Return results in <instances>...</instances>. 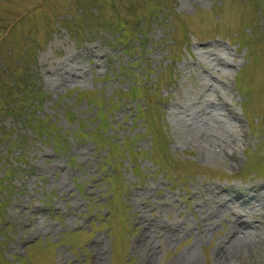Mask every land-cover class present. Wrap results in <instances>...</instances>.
<instances>
[{"label":"rangeland","instance_id":"rangeland-1","mask_svg":"<svg viewBox=\"0 0 264 264\" xmlns=\"http://www.w3.org/2000/svg\"><path fill=\"white\" fill-rule=\"evenodd\" d=\"M0 264H264V0H0Z\"/></svg>","mask_w":264,"mask_h":264},{"label":"bare ground","instance_id":"bare-ground-1","mask_svg":"<svg viewBox=\"0 0 264 264\" xmlns=\"http://www.w3.org/2000/svg\"><path fill=\"white\" fill-rule=\"evenodd\" d=\"M215 59H216V58H215ZM214 62H215V61H214ZM219 62H220V61H219ZM222 62H223V61H222ZM216 65H217V63H216ZM223 65H226V64H223ZM226 67H227V66H226ZM211 188H212V187H211ZM212 189H213V188H212ZM209 190H210V189H209ZM211 191H212V190H211ZM259 192H260V191H259ZM261 193H262V192H261ZM209 194H210V193H209ZM255 194H257V193H255ZM211 196H212V195H211ZM260 196H261V195H260ZM254 197H255V196H254ZM261 197H262V196H261ZM217 198H218V197H217ZM253 199H254V198H253ZM225 200H226V199H225ZM255 200H256V199H255ZM234 213L237 214V213H238V210H234ZM232 214H233V213H232ZM234 217H235V216H234ZM237 217H238V216H237ZM237 217H236V218H237ZM236 218H235V219H236ZM233 221H234V220H233ZM231 222H232V221H231ZM233 225H234V224H233ZM233 225H232V226H233ZM245 225H246V224H245ZM240 226H241V225H240ZM248 226H249V225H248ZM241 227H242V226H241ZM145 229H146V228H145ZM235 230H236V229H235ZM235 234H237V233H235ZM231 235H233V236H232V237H233L232 239H234V234H231ZM230 242H232V241H230ZM221 247H222V246H221ZM224 248H226V247H224ZM221 250L223 251L222 254H221V255H222V259L224 258L225 260H228V258H226L225 255L228 256L231 252L229 253V252L227 251V249L225 250V249H223V247H222ZM225 253H226V254H225ZM239 253H240V252H239Z\"/></svg>","mask_w":264,"mask_h":264}]
</instances>
